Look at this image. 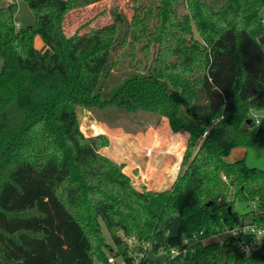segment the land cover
<instances>
[{
    "label": "trees",
    "instance_id": "16d2710c",
    "mask_svg": "<svg viewBox=\"0 0 264 264\" xmlns=\"http://www.w3.org/2000/svg\"><path fill=\"white\" fill-rule=\"evenodd\" d=\"M2 1L0 264H131L120 232L167 251L165 264H264V246L203 241L244 221L237 200L255 202L264 228V169L226 161L236 146L264 147V118L248 123L264 110V0H142L130 17L114 4L109 23L71 34L67 16L103 0H27L24 28L18 0ZM78 107L148 112L187 134L173 185L136 187L102 152L110 137L84 134Z\"/></svg>",
    "mask_w": 264,
    "mask_h": 264
},
{
    "label": "rangeland",
    "instance_id": "374dc122",
    "mask_svg": "<svg viewBox=\"0 0 264 264\" xmlns=\"http://www.w3.org/2000/svg\"><path fill=\"white\" fill-rule=\"evenodd\" d=\"M132 1L135 4H140L142 2V0H132ZM3 2L5 3L4 5L7 4V0H3L1 5H3ZM116 3L117 1L111 3H101L98 6L93 7V9L91 10L84 9L81 11L79 10V11L71 12V14L67 16V27H66L67 32L71 34L80 27H81V31H85L91 27H97L109 23L111 21L110 13H107L105 16H102V14L104 12H107V10H109V8ZM129 4L130 3H125L122 9L130 17L132 10ZM261 14L264 18V7L261 11ZM14 20L16 25L20 24V28L27 27L35 22L34 11L31 9L27 0H18V10ZM35 45L43 53L50 52V48L44 43L43 39L40 36H37ZM1 66H2V60L0 59V69ZM78 114H79L80 127L84 132V134L94 135L99 133H105L109 135L111 138H113V144L119 149L116 158L111 156L112 154L109 155L107 151L109 148L102 150V152L110 157H113L117 161L124 162L125 164L124 170L131 175L133 183L136 185V187L138 186V188H142L143 186H145L146 188H150V187L159 188V187L168 186L170 184L171 181L170 176H168L169 178L167 179V181H165V183L161 185L154 184L150 180L149 181L146 180L147 185L145 183L143 184L142 181L140 180L141 176L139 177L138 170L136 171L132 163H130L131 161L130 155L133 152H135L134 156H136L138 162L143 160L138 154V146L142 145L145 150L148 146L149 147L154 146L152 142H154L155 139L156 129L158 130L157 135H165L166 131L170 129L169 125H167L165 121L161 120V118H159L157 115L143 111L138 113H131L127 111H112V110L106 111L91 107H78ZM183 134L185 136H188L185 133ZM182 137H183L182 135L179 136L178 139H181V141L179 140L178 142H176L175 145L170 144L169 146H167L168 145L167 143H170V140L169 141L167 140L166 144H164L165 146H167V148L164 146L165 148L164 150L170 151V149L168 148H172L171 153L177 154V156L184 154L186 150V146L184 148L185 144L184 141L182 140ZM123 157H127V158H124V161L119 160L122 159ZM128 158H130V161H127ZM236 159H245L246 163L249 166L259 167L264 169V147L236 146L226 157V161L232 162L235 161ZM178 167L180 172L181 163ZM174 169H175L174 171H176V166H174ZM234 206H235V210L239 212L241 218H243L244 221L247 222L251 221L252 216L248 212L252 210L254 207L252 201L248 204L246 202L237 200ZM104 230H105V237L107 242L114 247V252H116L117 247L115 246L114 242L112 241V238L110 237L105 227ZM176 232H177V219L174 218L171 223L170 234ZM222 237H224V235L209 238L204 242H216L217 239H220ZM110 255L111 258L112 257L116 258L113 264H120L122 262V259L119 255L117 256H115V254H110ZM148 258L154 260L155 264H165L167 259L169 258V253L165 250H161L158 253H154L153 250L149 247ZM95 262L96 264H105L99 261L98 259H96ZM108 264L110 263L108 262Z\"/></svg>",
    "mask_w": 264,
    "mask_h": 264
},
{
    "label": "crops",
    "instance_id": "0c3cea01",
    "mask_svg": "<svg viewBox=\"0 0 264 264\" xmlns=\"http://www.w3.org/2000/svg\"><path fill=\"white\" fill-rule=\"evenodd\" d=\"M114 1H117L116 4H120V8H123L125 3H130L129 5L135 4V3H133L132 0H103L101 2L92 4L91 6L87 7L86 10H91V9H93V7H96L101 3H111ZM109 12L110 11L107 10V12H104L102 14V16H105ZM110 19H111V16H110ZM66 27H67V23H66ZM36 39H37V37H36ZM36 39H35V42H36ZM157 116L159 118H161V120L165 121L167 123V125H169L167 118L159 116V115H157ZM155 131H156L155 139H154V142H152V144L155 146V148H154V146H152L154 148V154L152 156H146L145 149L143 148L142 145L139 144L140 146H138V154L141 157V159H143V160L138 162L136 159V156H134L135 152H133L130 155L131 161H130V158H128L127 161H130V163H132V165L136 171L138 170L139 177L141 176V179L139 177L138 178L142 181L143 184L145 183L147 185L146 180H148V181L150 180L154 184L161 185V184L165 183V181H167V179L169 178L168 176H170L171 181H170V184L168 186L159 187V188H155V187L154 188H151V187L148 188V189H155V190H164V189L170 188L173 185L175 179L177 178V175L179 174V167L178 166L182 162L181 159L183 157L182 156L183 154L177 156V154L171 153L172 148H168V149H170V151L164 150L165 149L164 144H166L167 140L168 141L170 140V143H167L168 144L167 146H169L170 144L175 145L176 142H178L179 140L181 141V139H178V138H179V136L182 135L183 136L182 140L184 141V144H185L184 148H185V146H187V140L186 139H188V136H185L183 133H175L171 129H168L166 131L165 135H157L158 130L156 129ZM171 140H172V143H171ZM110 141H111L110 145L106 146L102 150L109 148L107 150L109 155L112 154L111 156L116 158V155L118 154L119 149L113 144V138L110 137ZM167 146H165V147L167 148ZM113 157H111V158H113ZM124 158H127V157H123L122 159H119V160L124 161ZM174 166H176V171H174L175 170ZM127 174H129V173L127 172ZM171 175H172V177H171Z\"/></svg>",
    "mask_w": 264,
    "mask_h": 264
},
{
    "label": "built area",
    "instance_id": "2783aa9c",
    "mask_svg": "<svg viewBox=\"0 0 264 264\" xmlns=\"http://www.w3.org/2000/svg\"><path fill=\"white\" fill-rule=\"evenodd\" d=\"M17 28H20V24L16 25ZM251 120L255 124H259L264 118V110H255L252 109L250 112ZM258 121V123H257ZM207 134V131L203 134V137ZM146 156H152L154 154V148L148 146L145 150ZM226 179V176H224ZM255 205V202H253ZM224 235V237L217 239L216 242L220 244L230 245L234 250L243 254H252L259 251L264 246V228L258 226L253 222L242 221L240 224H236L232 227L225 228L222 232L215 234L213 236H208L203 239V241L213 238L216 236ZM120 236L125 242L127 248L129 249L131 264H144L143 259L148 258L149 244L140 242L137 238L133 236H125L120 232ZM198 240V234L195 233L192 238L185 239V242L189 243L190 241ZM172 255L180 254V251L177 249L171 250ZM122 259L120 264H128L122 255H119ZM116 258L109 256V263L113 264Z\"/></svg>",
    "mask_w": 264,
    "mask_h": 264
},
{
    "label": "water",
    "instance_id": "95a60500",
    "mask_svg": "<svg viewBox=\"0 0 264 264\" xmlns=\"http://www.w3.org/2000/svg\"><path fill=\"white\" fill-rule=\"evenodd\" d=\"M5 3L3 2V5H4ZM260 41L261 42H263L264 41V36H262L261 38H260ZM251 122V119H248V123H250ZM211 202H209L208 204H210ZM230 209H231V207H230Z\"/></svg>",
    "mask_w": 264,
    "mask_h": 264
},
{
    "label": "clouds",
    "instance_id": "9594fccd",
    "mask_svg": "<svg viewBox=\"0 0 264 264\" xmlns=\"http://www.w3.org/2000/svg\"><path fill=\"white\" fill-rule=\"evenodd\" d=\"M257 123H258V121H257Z\"/></svg>",
    "mask_w": 264,
    "mask_h": 264
}]
</instances>
